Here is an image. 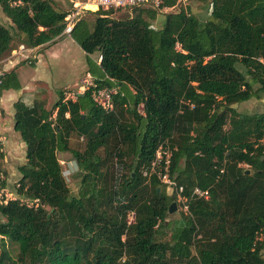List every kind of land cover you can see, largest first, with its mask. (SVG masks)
Returning <instances> with one entry per match:
<instances>
[{
    "label": "trees",
    "instance_id": "trees-1",
    "mask_svg": "<svg viewBox=\"0 0 264 264\" xmlns=\"http://www.w3.org/2000/svg\"><path fill=\"white\" fill-rule=\"evenodd\" d=\"M200 1L204 20L166 0L175 11L160 29L149 21L167 12L150 7L88 12L69 36L92 85L74 100L60 92L51 108L15 103L26 163L17 198L0 199V264H264V113L234 108L264 97V0ZM0 11L10 21L0 23V59L64 36L66 11L53 0H0ZM19 88L14 71L0 77V94ZM102 88L117 90L110 113L92 101ZM164 142L187 197L176 228V194L143 176ZM59 153L77 164L76 194Z\"/></svg>",
    "mask_w": 264,
    "mask_h": 264
},
{
    "label": "crops",
    "instance_id": "crops-1",
    "mask_svg": "<svg viewBox=\"0 0 264 264\" xmlns=\"http://www.w3.org/2000/svg\"><path fill=\"white\" fill-rule=\"evenodd\" d=\"M53 1L58 8L64 4L62 0ZM69 1L71 6H68L65 10L63 9L64 11L70 9L73 3L80 0ZM4 19L8 23L10 22L6 17ZM72 48L79 49L84 58L75 59ZM11 54L3 58L7 62L4 64L3 69L7 74L11 71L15 72L20 88L19 90H6L0 94V108L5 110V120L3 122L0 121V133L7 128L8 122L12 121L11 129L19 139L18 133L13 129L14 105L19 100H22L27 105H31L35 100L44 101L46 97L49 99L50 90L54 88H59L63 97L67 96L66 90L73 92L69 96L72 94L76 96L83 94L85 89L92 84L93 80L87 73V66L84 60L85 53L69 35L58 37L54 43L46 44L43 47L26 48L18 55L12 56ZM53 67L56 69L55 76H53L52 72ZM66 98L64 97V100ZM20 144L24 147L21 140Z\"/></svg>",
    "mask_w": 264,
    "mask_h": 264
},
{
    "label": "rangeland",
    "instance_id": "rangeland-1",
    "mask_svg": "<svg viewBox=\"0 0 264 264\" xmlns=\"http://www.w3.org/2000/svg\"><path fill=\"white\" fill-rule=\"evenodd\" d=\"M66 0H62L64 2L63 5H61L60 9H66L68 6H71L70 1L65 2ZM76 1V0H75ZM78 1V0H77ZM184 11L195 15L201 19H206L209 15V9L206 3L200 0H187L185 5L182 6ZM94 11V10H92ZM175 10L167 11V13H162L156 15V18L154 21H149L150 25L155 29H160L162 27V24L164 22V14L174 13ZM116 18H121L119 16H116ZM93 19V16L86 15L84 20L91 21ZM0 23L4 26H9L6 19H4V16L2 15L0 11ZM14 47H17V43L14 44ZM73 51V57L75 59L84 58L82 57V53L79 49H71ZM94 59L97 60V55H94ZM85 60V59H84ZM4 65H0V69H3ZM53 76L56 75V69L55 67L52 68ZM59 83V82H58ZM256 87V86H255ZM59 88H54L50 90L49 99L45 98L46 108H51L59 99V93L61 90ZM65 92V91H64ZM70 93H73L70 90H66L67 96H64L66 100L71 98ZM234 108L238 113L241 114H258V113H264V97L260 99L252 98L251 100L242 103L240 105H235ZM138 112L140 114H143V106L140 105L138 107ZM5 110L3 108H0V121L3 122L5 120ZM12 121L10 123L8 122L7 128L3 130L0 133V184L2 181L5 183V187L0 190V199L1 201L7 200V198L15 199L17 196L13 195L15 192V189L18 188V181L20 179V173L19 168L23 166L26 163L25 159V146L23 147L20 144V137L19 139L16 137V135L13 133V130L11 129ZM22 142V141H21ZM23 143V142H22ZM24 145V144H23ZM70 145L73 150L83 151L85 146V140L79 139L77 137H72L70 140ZM101 154V153H100ZM58 159L60 161L62 171H63V177L66 180L67 185L69 186L70 191L72 194L77 193L78 188V179L75 178V173L77 172V164L72 156L71 153H59ZM243 168L247 169V166L243 165ZM116 164H114L113 170H116ZM177 182V181H176ZM178 183V182H177ZM173 192L167 191V194H172ZM175 195V194H174ZM184 197H186L184 195ZM187 198V197H186ZM177 200V209L172 214H169L168 220L170 221L171 227L176 228L177 225L182 221V214L185 213V210L183 208V204L181 201ZM25 200H21V203ZM129 222L133 221V217L129 216L128 218ZM172 230L167 231L165 233V238L168 239V236L171 235ZM199 237L196 239L198 240ZM14 247V246H13ZM11 247L10 244H8V248L11 250H14V248ZM195 251L192 250V253Z\"/></svg>",
    "mask_w": 264,
    "mask_h": 264
},
{
    "label": "built area",
    "instance_id": "built-area-1",
    "mask_svg": "<svg viewBox=\"0 0 264 264\" xmlns=\"http://www.w3.org/2000/svg\"><path fill=\"white\" fill-rule=\"evenodd\" d=\"M166 0H80L73 3L72 7L66 11V16L64 17V29L63 35H70L75 25L80 21V19L88 12L95 11H109V10H126L129 15H131L132 10L136 7H150L152 9L160 10L161 12H167L170 9L163 7ZM186 0H179V4L184 5ZM89 7H95L96 10L92 11ZM177 49L179 46L177 45ZM25 49L20 48L19 50H14L12 56L22 53ZM10 61V60H9ZM11 62V61H10ZM6 60L0 59V65H4ZM5 74L4 69H0V77ZM90 84L89 86H91ZM117 90L115 88L108 89L102 88L92 92V101L96 107L100 108L106 113H110L114 109L113 96L116 94ZM70 100L75 99L73 95ZM68 117V114L65 115ZM171 150L167 142L161 144L155 154V158L150 164L149 169L143 171V176L148 177L154 175L161 185H163L168 191L174 192L178 201H181L183 208L187 213V198L184 197V188L178 185L175 178L171 176L170 173V163H171ZM193 195L197 198H203L205 200L209 199V194L207 191H201L198 188L193 190ZM11 199V198H7ZM4 200L3 202H6ZM29 207L37 206L38 200L31 202L24 201ZM22 202V203H24Z\"/></svg>",
    "mask_w": 264,
    "mask_h": 264
},
{
    "label": "water",
    "instance_id": "water-1",
    "mask_svg": "<svg viewBox=\"0 0 264 264\" xmlns=\"http://www.w3.org/2000/svg\"><path fill=\"white\" fill-rule=\"evenodd\" d=\"M176 209H177V205H176V203L171 204V206H170V208H169V211H168L169 214H172L173 212H175Z\"/></svg>",
    "mask_w": 264,
    "mask_h": 264
},
{
    "label": "bare ground",
    "instance_id": "bare-ground-1",
    "mask_svg": "<svg viewBox=\"0 0 264 264\" xmlns=\"http://www.w3.org/2000/svg\"><path fill=\"white\" fill-rule=\"evenodd\" d=\"M90 8V10H96V8L95 7H89Z\"/></svg>",
    "mask_w": 264,
    "mask_h": 264
}]
</instances>
